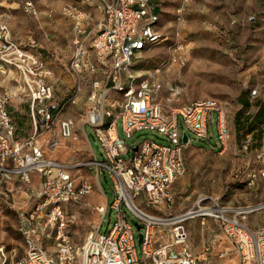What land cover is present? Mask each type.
Returning <instances> with one entry per match:
<instances>
[{"label": "built area", "instance_id": "1", "mask_svg": "<svg viewBox=\"0 0 264 264\" xmlns=\"http://www.w3.org/2000/svg\"><path fill=\"white\" fill-rule=\"evenodd\" d=\"M94 1L99 3L102 16L89 31L83 26L86 13L82 8H64V16L72 22L74 46L64 70L73 87L61 99L50 83L53 73L37 53L34 41L30 38L22 44L12 38L9 15L0 6V73L14 70L19 75L31 129L27 139H15L16 128L7 111L13 96L0 98V196L6 197L8 185L17 182L31 186L27 203L16 212L24 254L15 259L0 245V264H207V260L193 256L186 244L184 223L198 217L219 225L237 253L236 264H264V226L251 229L246 224L248 215L264 211V201L237 207L218 198L202 197L194 210L168 213L174 204L172 185L186 172L183 151L187 145L181 142L182 133L208 140V131L214 127L215 146L225 150L230 126L225 106L216 100L174 108L168 97L162 99L165 92L176 95L171 84L160 78L163 66L152 71L135 70L133 59L166 40L160 31V4L151 5L149 0H83L87 6ZM189 2L180 1L175 25L183 24L184 7ZM23 9L27 15L37 17L31 1H25ZM174 34L173 54L183 66L184 45L178 29ZM84 85L88 91L83 126L94 131L103 161L67 165L45 158L38 139L48 135L52 139L48 147L53 148L57 145L55 139L72 137L71 121L59 126L58 118L66 105L75 103ZM117 121L127 139L147 130L161 135L165 144L144 141L126 147L118 137ZM63 124L67 126L66 134ZM253 144L249 134L239 142L240 151L253 153L256 164L247 182L249 187L255 179H264V147L252 149ZM88 166L102 171L111 182L113 202L96 211L105 218L109 210L114 222L103 234L98 226L77 246L70 241L64 211L93 193L92 184L76 175ZM33 175L37 176L36 183H32ZM126 212L135 217L137 224L132 225ZM134 227L140 228V244L134 237ZM224 255L220 253V257Z\"/></svg>", "mask_w": 264, "mask_h": 264}, {"label": "rangeland", "instance_id": "2", "mask_svg": "<svg viewBox=\"0 0 264 264\" xmlns=\"http://www.w3.org/2000/svg\"><path fill=\"white\" fill-rule=\"evenodd\" d=\"M0 1L14 9L10 13L12 22L9 26L12 38L22 44H26L30 38L34 41L41 59L56 72L50 83L57 80V93L61 94L62 89L71 86L64 66L74 49L71 22L64 16V7H36L38 16L33 18L23 9L27 0ZM28 1L35 4L40 0ZM180 1L149 0L151 5L160 3V31L166 40L141 52L139 58L132 60V64L139 72L164 67L160 78L170 83L176 91L171 107L205 99H213L224 105L229 117L231 137L225 150H221L214 146V127L208 131V140L194 138L186 132L189 139L184 150L186 173L175 185L180 189L176 201L187 198L188 205H185L181 213L196 209V203L202 197L218 198L223 203L263 202L264 183L255 188L247 185L248 178L252 175L253 156L244 155L239 148V134L249 127V123L245 120L234 121V115L237 112L253 113L254 101L259 100L264 104V0H196L197 6L205 7H192L195 0H191L183 13L184 22L179 26L175 25L174 19ZM95 16L93 14L92 18ZM93 21L95 20L88 23ZM177 29L181 31L179 39L184 45L183 66L178 62V55L173 54L176 39L174 33ZM6 94L13 96L11 103L7 105V111L16 128L14 138L25 140L31 131L29 107L22 81L14 70L0 73V98ZM86 95L85 89H82L76 102L66 105L59 115V126L61 122L71 121L72 137L55 139L57 145L53 148L48 147V143L52 141L48 135L38 139L45 158L67 165H86L91 160L103 161L102 149L94 131L86 125V137L80 133L87 106ZM111 97L117 98L116 95ZM116 128L119 139L129 148L144 141L165 144L163 137L153 131H139L127 139L121 132L119 121L116 122ZM123 158L127 159V156ZM76 174L85 177L94 187L91 196L64 211L70 241L79 246L86 235L98 226H101L102 234L105 229H110L114 214L108 210L105 218H102L96 208L106 203L110 205L115 193L111 182L102 171L88 166ZM30 187L17 182L8 185L9 192L6 197L0 196V245L15 259L24 254L16 212L27 203V189ZM126 215L133 226L137 224L132 214L126 212ZM257 216L256 226H264V212ZM185 228L186 244L192 254L197 256L203 247H210V244L217 242L215 245L224 247L228 255L222 259L219 258L217 250L210 249L211 264H235L233 248L214 221H205L202 226L201 218L198 217L189 220ZM133 234L137 239L135 227ZM51 245L50 242L47 246ZM136 251L141 258L139 245H136Z\"/></svg>", "mask_w": 264, "mask_h": 264}, {"label": "crops", "instance_id": "3", "mask_svg": "<svg viewBox=\"0 0 264 264\" xmlns=\"http://www.w3.org/2000/svg\"><path fill=\"white\" fill-rule=\"evenodd\" d=\"M190 2H191V0H190ZM189 2V3H190ZM188 3V4H189ZM158 4V3H157ZM160 4V3H159ZM187 4V5H188ZM33 5H34V7H35V9L37 10V8L36 7H68V6H77V7H79V8H82L84 11H85V13H86V18H85V21H84V24H83V26H84V28H85V30L86 31H89V30H91L95 25H96V23L100 20V18H101V16H102V9H101V7H100V5H99V3L97 2V1H94L93 3H92V6H87L84 2H83V0H40L39 2H36L35 4L33 3ZM187 5H185V7L187 6ZM192 5V7H205L204 5H202V6H197V2H196V0H195V2L193 3V4H191ZM0 6H2L3 7V10L4 11H6L7 13H8V15H9V26L11 25V22H12V18H11V10H14V9H11L12 7L11 6H9V5H5L4 3H2L1 1H0ZM179 6V5H178ZM6 7H8V9H6ZM184 7V8H185ZM179 8V7H178ZM177 8V9H178ZM185 11V10H184ZM95 15L96 14V16H95V18H92V15ZM37 16H38V10H37ZM37 18V17H36ZM68 19V18H67ZM70 22H71V20L70 19H68ZM90 20H95V21H93L91 24H92V27H91V24L90 23H88V21H90ZM71 28H72V22H71ZM10 32H11V35H12V30H11V27H10ZM179 33H181V31L179 32ZM13 37V36H12ZM48 65V64H47ZM49 68H51L50 66H48ZM65 67V66H64ZM51 71H52V73H53V75L55 76V74H56V72L54 71V69L52 68L51 69ZM64 72H65V70H64ZM69 78V77H68ZM69 81L71 82V86L69 87V88H64V89H62L61 90V94H58L57 93V91H59L58 89H56V82H57V80H53L52 81V85L54 86V91H55V93L57 94V98H62V95L63 94H68L69 92H71V89H72V81H71V79H69ZM66 82H68L67 80H66ZM88 84H89V82H88ZM87 84V85H88ZM68 85V84H67ZM87 85H84V87L82 88V89H85V91L87 92L88 91V86ZM81 92H82V90H81ZM166 97H168L169 99H170V101H171V103H170V105H173V103H174V97H175V95H171V94H168V93H163L162 94V99H165ZM78 98V97H77ZM76 98V99H77ZM75 102H76V100H75ZM189 104V103H188ZM185 105V104H184ZM83 126V125H82ZM229 126H230V122H229ZM84 127L85 126H83L82 128H81V130H80V133H81V135H83V136H85V133H84ZM263 130H264V126H263ZM72 131H73V127H72ZM86 137V136H85ZM230 137H231V135H230ZM229 142H230V140H229ZM240 142V141H239ZM260 145L261 146H263L264 147V132H263V138H262V140H261V143H260ZM215 146V145H214ZM216 147V146H215ZM187 148V146H185V148H184V150ZM244 154V153H243ZM244 155H251V156H253V153H249V154H244ZM183 156H184V151H183ZM184 160H185V158H184ZM185 165H186V161H185ZM255 168H256V164H255V162L253 161V169L251 170V172L253 173V171L255 170ZM77 173V172H76ZM186 173V172H185ZM185 173H184V175H185ZM77 175V174H76ZM98 175V174H97ZM184 175H182L181 177H179V178H177L176 179V181L174 182V184L172 185V192H173V194H174V204H173V206H172V208L170 209V211L168 212V213H170V215H178V214H181V211L185 208V205H188L186 202H187V198L186 199H184V200H182V201H180V202H178V201H176V198H177V196H178V192L180 191V189H178L177 187H175V185L177 184V182L180 180V179H182V177L184 176ZM248 180H249V178H248ZM37 182V176L36 175H33L32 176V183H36ZM264 183V179H261V178H257V179H255L254 181H253V185H252V187L253 188H255V187H259L260 185H262ZM99 185V184H98ZM93 186V185H92ZM100 187V186H99ZM94 188V187H93ZM254 190V189H253ZM94 191V190H93ZM93 194V193H92ZM91 194V195H92ZM90 195V196H91ZM102 195H103V192H102ZM89 197V196H88ZM201 199V198H200ZM176 201V202H175ZM259 203V202H258ZM226 204H228V205H232V206H237V207H250V206H252V205H255V204H257V203H255V204H253V202H250V203H248V202H246V201H240L239 203H237L236 201H231V202H228V203H226ZM264 212V211H263ZM183 213V212H182ZM262 212H260V213H255V214H251V215H248L247 216V218H246V224L251 228V229H257V228H260V227H263V226H256V224H257V215L258 214H261ZM208 220H212V219H209V218H201V225L203 226L204 225V223H205V221H208ZM212 221H214V220H212ZM188 222L189 221H187L186 223H184V228L186 227V224H187V226H188ZM215 222V221H214ZM216 223V222H215ZM217 224V223H216ZM218 225V224H217ZM186 229V228H185ZM187 233V232H186ZM217 243V242H216ZM215 242H213L212 244H210V247H203V249H202V251H200V253H199V255H194V254H192V252H191V250H190V248L188 247V249H189V251H190V253L193 255V256H195V257H197V258H199L200 260H207V264H211V262H212V259H211V254H210V252H209V250L211 249V251L213 250V251H216L217 250V254H218V256H219V258H224L225 257V255L223 256V257H220V253H225L226 255H228V253L227 252H225V250H224V247H222L221 248V246L220 245H215L216 244ZM231 245V244H230ZM215 246H216V249H215ZM232 246V245H231ZM233 248V247H232ZM233 254L235 255V258H236V262H235V264L237 263V253H236V251H235V249L233 248ZM231 262H233V261H231ZM228 263H230V261L228 262Z\"/></svg>", "mask_w": 264, "mask_h": 264}, {"label": "trees", "instance_id": "4", "mask_svg": "<svg viewBox=\"0 0 264 264\" xmlns=\"http://www.w3.org/2000/svg\"><path fill=\"white\" fill-rule=\"evenodd\" d=\"M252 104L255 108V111L253 113L244 114L237 112L234 115V121L245 120L247 123H249V127H247L239 134V139L241 141L245 135H251L254 142L251 148L256 149L257 147H260L259 145L263 138L264 104L259 100L254 101Z\"/></svg>", "mask_w": 264, "mask_h": 264}, {"label": "water", "instance_id": "5", "mask_svg": "<svg viewBox=\"0 0 264 264\" xmlns=\"http://www.w3.org/2000/svg\"><path fill=\"white\" fill-rule=\"evenodd\" d=\"M63 131H64V134H66V132H67V126H66V124H63ZM181 142H182L183 145H187V143H188V137H187V135L185 133H182ZM139 229L140 228L137 227L136 228V231L138 232ZM137 242H138V244L141 243V234L140 233H138V235H137Z\"/></svg>", "mask_w": 264, "mask_h": 264}, {"label": "bare ground", "instance_id": "6", "mask_svg": "<svg viewBox=\"0 0 264 264\" xmlns=\"http://www.w3.org/2000/svg\"><path fill=\"white\" fill-rule=\"evenodd\" d=\"M191 75H193V71H192ZM188 80H190V77L188 78ZM197 216H199V215H197Z\"/></svg>", "mask_w": 264, "mask_h": 264}]
</instances>
